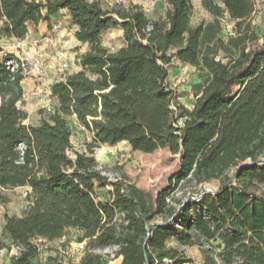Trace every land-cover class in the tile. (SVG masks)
<instances>
[{"label":"trees","instance_id":"16d2710c","mask_svg":"<svg viewBox=\"0 0 264 264\" xmlns=\"http://www.w3.org/2000/svg\"><path fill=\"white\" fill-rule=\"evenodd\" d=\"M167 2L165 17L152 19L138 5L108 9L103 0H0L2 38L23 40L31 26L67 10L77 40L91 45L81 69L52 84L57 103L40 109L37 123L17 107L23 76L5 64L15 55L0 62V188H31L22 215H5L4 233L23 248L11 264H67L42 262L35 238L56 240L70 228L82 232L86 250L69 264H106L98 251L114 245L120 264H186L192 259L182 248L193 246L204 264H264V33L250 44L259 39L250 21L255 1L201 0L214 18L197 25L194 0ZM226 15L238 32L227 42ZM114 28L124 31V45L112 51L102 35ZM175 59L207 72L192 107L169 85ZM73 116L97 142L180 154L154 205L127 176L103 174L93 146L72 155ZM171 183L194 184L199 196L175 208Z\"/></svg>","mask_w":264,"mask_h":264},{"label":"rangeland","instance_id":"374dc122","mask_svg":"<svg viewBox=\"0 0 264 264\" xmlns=\"http://www.w3.org/2000/svg\"><path fill=\"white\" fill-rule=\"evenodd\" d=\"M105 6L108 9H130L131 7L138 5L146 14L152 19L165 17L166 12L169 10V4L167 0H103ZM221 3V0H215ZM255 1L256 10L251 16L250 21L253 29L258 36V41H253V45L262 41V35L264 33V2ZM194 15L192 17V24L197 25L201 22L207 23L213 20V15L209 13L201 4V0H194ZM115 16H117L115 14ZM58 20L61 21L62 27L69 29L70 24L64 15L60 14ZM32 30L35 28L32 26ZM235 22L230 20L229 16L223 19V28L220 33L221 37L227 42L231 36L237 35ZM71 38H63V42L58 44L50 43L40 56V61L44 66L43 75H32L34 78H39V83L43 86L48 82L49 77H59L60 73H68L75 70L74 52L84 51L87 52L91 45H79L75 40ZM66 43V49L71 56L70 67L67 70H62L61 67L52 63L51 56L53 53L60 49L63 43ZM17 43V42H16ZM102 43L108 49L115 51L123 46L124 38L122 36V30L120 28H114L106 31L102 35ZM23 45V44H22ZM226 52H223L220 56L225 62L230 59L226 58ZM170 77L168 82L170 87L175 90L178 96V101L186 106H192L196 95L201 91L202 85L207 77V72L201 69H197L189 64H183L178 60H173L169 66ZM54 72V74L51 73ZM30 76V75H29ZM45 86L40 95L45 99V106H49L52 110L55 106L54 100L50 93L46 91ZM31 121L37 123L40 120L39 110L43 108H32ZM69 123L72 130L71 153L75 152H87L89 153V147L93 146V155L99 162L100 167L106 174H109L110 178H116L117 176H127V178L135 183L147 196V199L151 205L155 204L158 192L169 186L170 180L180 168V154H173L168 147L158 148L153 152H143L133 150L129 142L123 141L114 146L107 143L97 142L92 131L84 129L82 125L76 120V118L70 117ZM172 184V183H171ZM209 189H214L217 185L215 183L206 185ZM170 199L173 200V207L177 208L179 201H187L188 198H196L199 196L198 187L194 184H184L182 186L171 185ZM99 194L103 197H108L106 189H99ZM27 194L24 188H0V245L6 248V259L9 258V252L11 250V240L4 233L3 227L5 224V215L21 216L23 210L27 205ZM158 220H161L159 218ZM82 232L75 229H68L64 236L56 240H48L40 245L41 256L40 260L45 262L49 256L57 257L58 259L69 264L70 262H78L83 256V249L79 238ZM219 241H213V246L218 249ZM169 246L175 245L173 242L168 243ZM206 246H209L206 244ZM101 254L105 256L106 264H120L122 257H117L116 247L110 246L99 250ZM187 256L192 259V262L186 264H204L202 251L199 246H193L189 249ZM37 261V259H35Z\"/></svg>","mask_w":264,"mask_h":264},{"label":"crops","instance_id":"0c3cea01","mask_svg":"<svg viewBox=\"0 0 264 264\" xmlns=\"http://www.w3.org/2000/svg\"><path fill=\"white\" fill-rule=\"evenodd\" d=\"M60 14L64 15V17L68 20L70 27L68 29L63 26L62 29L59 30V32H54L53 25L54 22L60 17ZM0 26H1V22H0ZM33 27L35 28V30H32V26H31L29 34L25 39L22 40L23 50L21 51L18 50L16 47L17 39H6L0 37V62L4 61L6 55L8 54H13L17 56L24 52H29L30 54H38L39 51L41 53L50 44L52 38L56 40V44H58L59 42H63V38H69V37L72 39V41L75 40L76 43H78L79 45L88 44V43H81L80 41L77 40L75 36L77 27L72 24L71 17L68 14L67 10H62L58 14L53 15L50 19V22L41 21L37 26L33 25ZM123 35H124V31L122 30V36ZM84 53L86 52L81 50L80 52L79 51L74 52L73 57L76 68L75 70L68 72V74L77 72L81 69L80 57ZM51 73L54 74L53 71H51ZM66 74L67 73H60L59 77H55V76L49 77L50 79L48 80V82L44 83L43 86H41V84L39 83L40 79L39 78L36 79L32 75L22 79L21 86L23 89V97L21 100L17 102V107L21 108L22 110L26 111L29 114V119H28L29 122H32L31 121V115L33 112L32 108H50L49 106H45L44 102L46 100L43 99V97L40 95L42 89L46 86L47 87L46 91L49 93L52 84L58 80L64 79ZM53 100L56 105L57 101L54 98ZM0 104H1V97H0ZM39 116L41 118L40 114ZM18 188H24L26 190L27 195L28 193L31 192V188L28 186L18 187ZM26 203L28 204V200ZM190 248L191 247L182 248V249L187 255Z\"/></svg>","mask_w":264,"mask_h":264},{"label":"built area","instance_id":"2783aa9c","mask_svg":"<svg viewBox=\"0 0 264 264\" xmlns=\"http://www.w3.org/2000/svg\"><path fill=\"white\" fill-rule=\"evenodd\" d=\"M258 2H264V0H257ZM151 26L149 27V29ZM62 29V23L60 20H56L53 25L54 32H59V30ZM50 43L55 44L56 40L52 38V41ZM66 43H63L60 46V49L56 50L53 55L51 56L52 63L58 64L62 70H67L70 67L71 62V56L68 52V50L65 48ZM16 47L18 50H23L22 40H17ZM42 53V52H41ZM39 51L38 54H30L29 52H24L20 55H15L13 57H9L5 60L6 68L10 72L12 76L21 75L23 78L29 76V75H43L44 74V66L40 61V56H42ZM68 75V73L65 75V77ZM51 94V90L49 91ZM83 127V126H82ZM86 129L85 127H83ZM103 174L106 176H109V174H106V172L103 171ZM116 178H110L112 180L117 179ZM170 200V199H168ZM45 241V238L37 237L35 238V242L40 246ZM12 243V242H11ZM116 247V251L119 249V245H114ZM81 247L83 249V255L86 250V244L84 242L81 243ZM23 248L19 245H16L14 243L11 244V250L9 252V258L6 259V248L2 245H0V264H11V258L15 255H17L19 252H21Z\"/></svg>","mask_w":264,"mask_h":264}]
</instances>
